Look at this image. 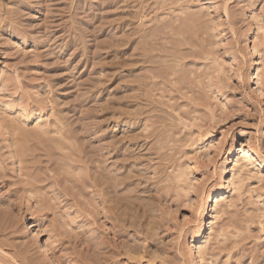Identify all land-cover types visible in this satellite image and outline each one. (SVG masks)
<instances>
[{
  "label": "rangeland",
  "instance_id": "374dc122",
  "mask_svg": "<svg viewBox=\"0 0 264 264\" xmlns=\"http://www.w3.org/2000/svg\"><path fill=\"white\" fill-rule=\"evenodd\" d=\"M257 59L264 0H0V264H264Z\"/></svg>",
  "mask_w": 264,
  "mask_h": 264
},
{
  "label": "bare ground",
  "instance_id": "6f19581e",
  "mask_svg": "<svg viewBox=\"0 0 264 264\" xmlns=\"http://www.w3.org/2000/svg\"><path fill=\"white\" fill-rule=\"evenodd\" d=\"M261 60V59H260ZM259 59L256 60V62H254L253 67H251V70H249L248 72V78L250 80V82L254 85V89L256 90V92L260 95L264 97V91L262 90L261 86L259 85V73L257 72V70L259 69V66L261 61ZM242 147L246 148V153H249L250 151H257L256 147H254V144L252 143V141L247 140L246 142H241ZM231 160V161H230ZM230 163L222 170L219 179H218V183L220 185L219 188H214V190H212L210 192V194H208L207 196L202 197L197 205L195 206V209L197 210L198 215H201L204 210L206 209L208 203L210 201H213V198L215 196H218L220 193L225 192L229 187H230V183L233 182V184L236 185V180L239 179L238 176H234L233 179L230 181L229 176L231 173V169L230 166L233 162L234 163H238V159L232 158L229 159ZM182 173V172H181ZM183 174V173H182ZM181 176V175H180ZM214 211H216V206L214 207ZM204 235H202L199 238V245H198V251H202L203 247H204V242H205V234H206V229L203 231ZM36 238L42 240V238H40L41 233L38 231L36 234ZM43 253L47 254L49 251V244L47 242H44V246H43ZM199 257L202 258V252L199 253Z\"/></svg>",
  "mask_w": 264,
  "mask_h": 264
}]
</instances>
